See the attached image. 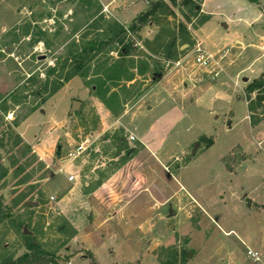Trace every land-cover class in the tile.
<instances>
[{"label":"rangeland","instance_id":"obj_1","mask_svg":"<svg viewBox=\"0 0 264 264\" xmlns=\"http://www.w3.org/2000/svg\"><path fill=\"white\" fill-rule=\"evenodd\" d=\"M107 1L0 0V141L10 139L0 148L7 171L0 179V264L22 256L29 244L57 257L58 264H264V102L252 116L248 112L250 124L245 119V105L256 107L264 97L263 90L246 94L247 85L264 74V0H206L202 15L203 0H118L106 10L101 2ZM148 9L152 15L130 35L131 56L120 58L117 46H104L81 77L45 102L30 96L18 106L3 103L11 94L32 91L25 81L32 75L44 79L69 47L102 41L108 25L128 28ZM201 41L211 56L217 46L227 48L224 73L208 81L210 90L192 61ZM188 74L197 76L195 83H185ZM192 85L186 116L178 125L157 127L163 134L168 129L160 140L165 157H172L158 159L169 171L146 174L148 164L130 132L139 138L151 127L159 110L150 113L146 106L154 97L164 95L167 110L166 94L177 101L175 87ZM196 96L199 104L189 103ZM174 118L172 113L167 121ZM196 136L202 153L192 154L196 143L181 149ZM16 137L20 144L13 148ZM240 150L253 161L227 171L221 159L229 167L243 159ZM69 176L75 180L67 182ZM127 182L133 185L127 198L150 183L159 204L183 185L201 210L182 192L148 209L147 196L138 193L127 208L136 217L118 215L109 191Z\"/></svg>","mask_w":264,"mask_h":264},{"label":"crops","instance_id":"obj_2","mask_svg":"<svg viewBox=\"0 0 264 264\" xmlns=\"http://www.w3.org/2000/svg\"><path fill=\"white\" fill-rule=\"evenodd\" d=\"M116 1H118V0H108L107 2H101V5H102L103 8H106V10H107ZM205 2H206V0H203V2L201 4V9H200V12H199L200 15H202L204 13V9H205L204 8V3ZM223 28L227 29V25H223ZM237 39H238V37H235L234 40L237 42ZM236 42H235V46L236 47H241L240 42H237V43ZM197 45L201 46L202 49H204L209 54H211L210 51L207 50L208 45L205 44L204 41H201V43H199ZM263 48H264V46L261 47V49H263ZM215 49H216V51H215L214 54H215L216 58L217 59H219V58L221 59L220 60V66H221V71H222L221 73H224L223 66H222L221 63H222V60L225 59L224 55H225V52L227 51L226 50L227 48L225 46H222L221 48H220V46H217ZM212 71H214V69H201V72H203L205 75H203V77L200 78L199 82L202 85L206 86V88L208 87V81L210 79L211 80L215 79L213 77V75H212ZM262 72H264V71H262ZM220 74L218 75V77L220 76ZM195 76H196L195 74H188L186 79L184 80L185 83L186 84L187 83L191 84L192 82L195 83V81H196ZM210 77H212V78H210ZM245 81H248V80L247 79H243V82H245ZM235 85H236V83H235ZM204 86H202V87H204ZM194 88H195V85H192L191 88L188 89V90L187 89L185 90L184 87L179 89L178 86H176L175 90L181 97L177 101H176V99L174 100V99H172L171 96L166 94V97L170 100L169 101L170 104L167 105V108H166L167 110L164 109V103H163V98L165 96L164 95H159V96L157 95V97L161 98L160 100H158L159 98L154 97L153 103H150L149 105L146 106V111L150 112V113L153 112L154 110H159L157 112V115L152 117L154 119L152 124H151L152 128L150 127L149 129H146L145 131H143L139 138L136 137L133 132H130V134L134 136V138L136 139L137 143L140 145V148H141L140 149V155L141 156L144 155L143 157H144V159H146V162L148 164L147 168L144 169L146 174L151 175V174H153L154 171L156 173L160 172V171H163V172L169 171V167L166 164H163L158 159V157H162L163 159H165V161H169V159H171V157H172V156L165 157L166 153L164 152L163 147L161 145L162 144V140H160L161 138L165 137V134L167 133L168 129H166L164 134L162 132L164 129L161 130L160 131V133L162 134L161 135L157 131V127L160 125L159 123H163L165 125H167L169 123L167 126H169V125L170 126L178 125V123L183 119V117L186 116V114L184 112H185L186 103H188V102L185 101V95L188 94V93L195 92V91H193V90H195ZM207 90H210V88H207ZM198 95H199V93H198ZM199 100H200V97L196 96V97H194L193 101L190 100L189 103L198 105L199 104ZM245 108H246L245 119L250 124L249 114H248L246 105H245ZM162 109H164V110H162ZM172 113H175L176 118L172 119L171 122H168L167 120H170V116L172 115ZM251 130H252V128H251ZM251 130H250V132H251ZM199 140H202V139L201 138L199 139L198 136H196L193 140H191V142H189V144L185 145V147L181 146V149H183L184 151H186V149H187L189 151L192 148L193 144L196 143V147H195V149H193L192 154L196 155L198 151H200L202 153L204 150H201V145H200V141ZM203 140H205V139H203ZM206 140H207V143L211 144V139H206ZM212 144H213V142H212ZM175 146L176 147H180L179 144H175ZM235 150H239L238 147L235 148ZM244 152L245 151H243V150L240 152V154H242L243 159L240 160V161H235L234 164L230 165L229 167L226 165V163H225L226 160L224 159V157L221 159V164L224 165V167L226 168L227 171L231 172V171H233V169L237 168V166H240L241 164H243V163H245L247 161H250V160L253 161V159H251V156L246 154V153H244ZM232 153H233V151L231 152L230 155H232ZM230 155H228V156H230ZM174 160H175V158H174ZM136 178L139 179V177H136ZM134 183H135V180H134ZM149 184L147 186H142V189L138 190L136 193L135 192H131L132 194L130 195V197L128 196V198L126 197V194H129L130 191H132V189H133V185L132 184H128V182L127 183L118 184L116 187L113 188V193L111 191H109V189H107L110 192V197L112 199V201H111L112 202V209L111 210L113 212H118V215L120 213H121L120 215L131 214L132 215L131 218H135L136 217V213L133 212L132 210L128 211L127 208L131 205V203L134 201V199L138 197L137 196L138 193L139 194L143 193V194H145L147 196L146 201L149 204L148 209H153L154 208L156 210L158 205L162 206L163 204L167 203V201H172L175 198H177V193L178 192H182L183 194H185L186 198L188 199V204H191L194 207H196L197 209L201 210L200 204L188 192V190L185 189V187H183V185H179L178 184L177 185L178 186V190L175 191L167 200H165V201H163L162 203L159 204L157 202V200H155V197L152 194H150V192L148 191L149 190V188H148ZM150 186H152V185H150ZM125 198H127V200H125ZM117 206H122V207H126V208H125L124 211H123V208L117 211L115 209V207H117ZM174 207L175 206H171L170 217H174L175 216ZM107 218L110 219L111 215L108 214Z\"/></svg>","mask_w":264,"mask_h":264},{"label":"trees","instance_id":"obj_3","mask_svg":"<svg viewBox=\"0 0 264 264\" xmlns=\"http://www.w3.org/2000/svg\"><path fill=\"white\" fill-rule=\"evenodd\" d=\"M248 1L256 4L258 0ZM192 2L193 0H183L185 5L192 4ZM152 11L153 9H148L144 13L139 14L128 28H125L123 25L118 23H111L107 26L106 38L102 41L96 39L94 41L85 43V45H82L78 49L76 46L69 47L61 61L58 60L56 65L48 70L44 79H40L39 75H32L25 81L24 85H27L29 89L34 88L32 91H29V93L27 92L28 94L26 96L20 94L17 95L16 93L15 95L11 94V96L5 99L3 103H6L9 100L12 102V104L18 106L24 103V100L30 96L38 97L40 99V103L45 102L46 99L58 92L64 83L76 76L81 77V72L84 67L89 63L96 53L103 49L104 46H117L119 48L117 53L120 58L131 56L135 51V43L131 39L130 35L137 32L140 26L147 22L148 18L152 15ZM66 68L69 69L67 70V73H65L63 76H61V74L57 75L55 80L49 81L51 76L54 77L56 71L60 70V73H63ZM261 90L264 91V74L247 85L246 94L250 95ZM256 100L258 101L256 107L250 106L247 108L251 116L253 110L259 107L262 102H264V97H259ZM3 111H7V107H4ZM252 124L254 125V123ZM10 134H13V132L7 133L8 136ZM16 139L17 141L13 142V148H16V146H19L20 144V141L17 137ZM4 140L5 136L0 141V148H4L6 145L10 144V139L6 144H4ZM16 152L20 153L17 155L18 157H21V154H23V152L20 151ZM13 164L15 163L13 162ZM6 173V169L0 165V179H3ZM3 219H5V213L0 199V221ZM26 250L27 252L22 256L16 258L15 260H5L2 264H58L59 259L57 257L40 249L36 245H26ZM173 264H182V262H178V260L175 259Z\"/></svg>","mask_w":264,"mask_h":264},{"label":"built area","instance_id":"obj_4","mask_svg":"<svg viewBox=\"0 0 264 264\" xmlns=\"http://www.w3.org/2000/svg\"><path fill=\"white\" fill-rule=\"evenodd\" d=\"M192 57H193V60H192L193 65L198 67L199 69H214V71H212V75L214 78L218 77V75L222 72L221 66H220L221 59L220 58L217 59L216 56H211L207 51L200 48V46H197L194 49V51L192 52ZM179 65H180V62L176 63V66H179ZM130 140H134V138L130 137ZM81 150H82V146H78L76 148V150L74 151V158ZM71 156L73 157V153L68 155V157H71ZM73 180H75L73 176H69L66 178V181L69 183L72 182ZM246 254L254 262L258 261V255L256 253L248 250Z\"/></svg>","mask_w":264,"mask_h":264},{"label":"water","instance_id":"obj_5","mask_svg":"<svg viewBox=\"0 0 264 264\" xmlns=\"http://www.w3.org/2000/svg\"><path fill=\"white\" fill-rule=\"evenodd\" d=\"M74 105H76V104H74Z\"/></svg>","mask_w":264,"mask_h":264}]
</instances>
